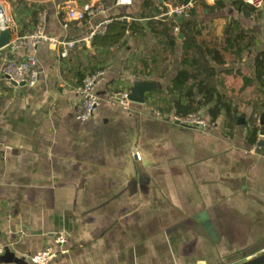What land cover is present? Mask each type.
Instances as JSON below:
<instances>
[{
	"label": "crops",
	"instance_id": "1",
	"mask_svg": "<svg viewBox=\"0 0 264 264\" xmlns=\"http://www.w3.org/2000/svg\"><path fill=\"white\" fill-rule=\"evenodd\" d=\"M0 1L18 35L35 29V10L38 24L60 40L83 39L102 21L142 28L110 47L77 43L65 59L40 44L32 87L0 76V264H30L27 258L47 247L60 252L51 264H236L264 251V94L254 68L264 53V6L194 0L184 18L197 31L193 41L218 56L206 57L216 95L204 104L194 87L185 98L208 124L200 130L171 121L178 116L173 100H184L180 91L170 93L174 80L182 71L199 73L183 62L185 26L177 22L180 33L169 47L164 26L144 18L181 0H133L130 7L115 0ZM93 2L103 13L66 19L64 8ZM239 32L242 49L225 50ZM96 72H103L99 106L81 123L76 89ZM135 81H154L158 89L130 113L110 104L113 91ZM58 235L67 241L61 248Z\"/></svg>",
	"mask_w": 264,
	"mask_h": 264
},
{
	"label": "built area",
	"instance_id": "2",
	"mask_svg": "<svg viewBox=\"0 0 264 264\" xmlns=\"http://www.w3.org/2000/svg\"><path fill=\"white\" fill-rule=\"evenodd\" d=\"M239 1L256 11L264 6V0ZM132 3L133 0H115V5L117 7H130ZM193 3L194 0H188L186 3L169 7L163 14V17H167L176 22L173 27L174 35L180 33V28L176 20L180 17L186 18L190 9L193 7ZM63 12L66 19L69 21L81 22L87 17H93L103 13V5L93 2L85 5L80 11L71 7H66ZM110 23L111 21L109 20L96 24L87 36L77 41L60 40L50 36L43 30L40 24H38L30 34L19 36L16 31V25L11 17L9 6L0 1V32L7 30L12 36L9 44L0 49V76L8 83H24V86L32 87L38 80L36 49L40 44H47L52 51H56L61 58L65 59L69 51L73 50L77 43L91 42L95 36L104 34ZM20 51H24V56L21 60L17 61L13 57ZM102 76L103 72H96L88 75L84 77L80 86L76 89L80 97L81 107V112L77 120L81 123L89 120L99 106L96 87L102 79ZM129 94L130 90L128 89L115 90L109 95V102L119 110L130 113L133 111V105L135 104L130 101ZM157 116L159 118L161 117L160 114H157ZM171 121L179 126L200 130H204L208 127V124L199 112H194L184 117L175 115L171 118ZM133 156L136 159H140L138 153H134ZM66 242V237L64 235H58L55 238V245L60 248L65 245ZM3 253V247H0V256H2ZM59 253L51 247H47L36 255L27 258V261L30 264H51Z\"/></svg>",
	"mask_w": 264,
	"mask_h": 264
},
{
	"label": "trees",
	"instance_id": "3",
	"mask_svg": "<svg viewBox=\"0 0 264 264\" xmlns=\"http://www.w3.org/2000/svg\"><path fill=\"white\" fill-rule=\"evenodd\" d=\"M188 0H181L180 4L186 3ZM166 12V9L162 11H158L151 16H145L144 18L150 19L151 23L156 25H163L164 30L160 33L164 36L167 40L168 46L173 47L174 43L177 40V36L173 34V27L176 24L175 21L168 19L167 17H163L162 19L157 20L156 18L160 15H163ZM38 11L35 10L32 13V25L36 27L38 25L37 20ZM143 18V17H142ZM183 26H185V30L182 32L183 34V51H184V64H189L194 66L196 69L199 70L198 74H192L189 71H182L178 74L176 79L172 84V88L170 89V93L173 91H180L183 99L173 100L176 114L180 117L187 116L191 113L198 111V105L193 103L191 100L187 101L185 98L190 99L193 95V91H196L203 95V102L207 104L212 100V97L216 95V88L213 85V78H214V70L209 65V60L207 58H211L212 61H216L218 58L217 55H214L211 52L204 51L203 49H207V46L201 48L196 44L194 40V35L196 32L194 30V25L191 22L184 21ZM142 28L137 23L128 24L124 21L113 20L106 28V32L102 35H97L93 38V45L96 47H110L113 45H117L119 43H124V38L126 32H131L133 34L140 33ZM229 33H234L235 29H231L228 31ZM28 33H31L28 32ZM27 33V34H28ZM23 36L25 34H19ZM245 38L243 32H239L237 34L236 39L230 43L229 41L226 42L225 50L229 48L236 47L238 49H242V40ZM251 40V39H250ZM251 45L245 46L244 48L248 49ZM202 51V52H201ZM216 54V53H215ZM218 54V53H217ZM207 57V58H206ZM218 60V59H217ZM218 63L220 61H217ZM254 68H255V75L257 81L260 83L262 88V92L264 94V53L258 55L254 61ZM197 70V71H198ZM201 70V71H200ZM204 74V80L198 81V75ZM211 78V82L209 83L208 80ZM192 80L194 82L193 87L186 89V92H183V86ZM195 87V89H194ZM184 101L186 103H184ZM214 112H211V115L215 117ZM257 136V127L254 122H252V137L253 139Z\"/></svg>",
	"mask_w": 264,
	"mask_h": 264
},
{
	"label": "water",
	"instance_id": "4",
	"mask_svg": "<svg viewBox=\"0 0 264 264\" xmlns=\"http://www.w3.org/2000/svg\"><path fill=\"white\" fill-rule=\"evenodd\" d=\"M178 23H183L184 18L180 17L176 20ZM182 35H180V38ZM12 36L7 31L4 30L0 32V49L7 46L11 40ZM10 84L14 87H24V83L16 84L14 82H10ZM157 84L154 81H135L130 88L129 99L134 104H143L145 101V96L150 92L157 91ZM240 122V121H239ZM260 132L259 135L264 137V118L263 116L259 120ZM236 264H264V251L255 255L249 259L241 261Z\"/></svg>",
	"mask_w": 264,
	"mask_h": 264
}]
</instances>
